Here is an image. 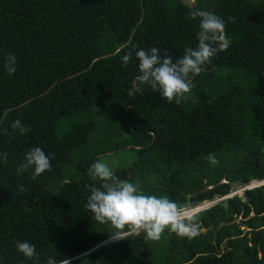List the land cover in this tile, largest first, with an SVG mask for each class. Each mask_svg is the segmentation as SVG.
I'll return each mask as SVG.
<instances>
[{"label":"trees","instance_id":"obj_1","mask_svg":"<svg viewBox=\"0 0 264 264\" xmlns=\"http://www.w3.org/2000/svg\"><path fill=\"white\" fill-rule=\"evenodd\" d=\"M193 9L224 21L229 47L178 103L144 85L129 95L138 75L133 48L166 49L175 60L196 47ZM9 55L12 75L4 70ZM17 119L24 135L10 128ZM132 145L133 161L115 174L179 209L264 178V0H0L4 264H264V185L193 216L206 232L190 239L165 229L157 241L140 233L102 244L111 229L83 207L96 183L88 169ZM37 146L52 167L32 180L17 166ZM25 240L34 259L15 251Z\"/></svg>","mask_w":264,"mask_h":264},{"label":"clouds","instance_id":"obj_2","mask_svg":"<svg viewBox=\"0 0 264 264\" xmlns=\"http://www.w3.org/2000/svg\"><path fill=\"white\" fill-rule=\"evenodd\" d=\"M188 18L198 22L197 45L195 48H186L183 55L175 60L166 49L133 48L138 75L130 83L129 95L140 93L142 91L140 85H144L150 86L151 90L157 92L165 102L178 103L182 97L186 98L190 93L193 78L200 74L211 58L229 47L230 42L224 32V21L218 15L207 10L193 9L188 14ZM131 59L133 53L126 52L121 57V67H126ZM4 70L8 75L16 71L13 56L9 55L6 58ZM10 128L18 135H24L28 131L19 119L12 121ZM132 147L134 146H126L116 152ZM113 153H106L103 157ZM7 158V153H0V164L6 163ZM208 159L211 163H216L215 157L209 155ZM50 160L51 154H46L38 146L31 147L21 157L17 171L21 174L29 173L30 178L36 180L42 173L51 170ZM88 171L91 180L96 183L87 186L88 195L85 197L86 202L83 207L91 212L94 221L111 229L110 234L107 232L109 239L102 244L122 240L129 234L140 233H143L146 240L157 241L165 229L179 237L190 239L199 231V226L193 222V216L215 204L211 201L210 205L199 204L179 209L177 203L166 196L145 195L139 184L119 179L112 168L103 161L97 160L92 163ZM263 181L264 178L261 181L253 180L241 185V192L263 186ZM17 188L21 192L24 191L23 185H17ZM220 199L223 200L222 197ZM198 208L202 209L188 215L187 212ZM15 251L26 259H34L37 256L35 245L27 240L17 241ZM0 264H4L3 259H0Z\"/></svg>","mask_w":264,"mask_h":264},{"label":"rangeland","instance_id":"obj_3","mask_svg":"<svg viewBox=\"0 0 264 264\" xmlns=\"http://www.w3.org/2000/svg\"><path fill=\"white\" fill-rule=\"evenodd\" d=\"M188 1H191V3H192V0H188ZM134 157L135 156L133 155L132 152H129V151H126V150L122 151V152H116L115 151L113 154H110V155L106 156L105 158H102L100 161H103V162L107 163L112 168V170L114 171V170H116V169H118L120 167L126 166L129 163H131L133 161ZM221 183H223V181ZM263 185H264V181H263ZM240 186L241 185H238V184L233 185L232 188H234V189H232L227 195H225L224 198L222 197L223 200H221L220 198L219 199H215L214 200L215 204L218 203V202L224 201L226 199H230L234 195H238L240 198H242L244 192H241ZM252 188H249V189H252ZM210 203L211 202H203L201 204L202 205L203 204H209L210 205Z\"/></svg>","mask_w":264,"mask_h":264},{"label":"bare ground","instance_id":"obj_4","mask_svg":"<svg viewBox=\"0 0 264 264\" xmlns=\"http://www.w3.org/2000/svg\"><path fill=\"white\" fill-rule=\"evenodd\" d=\"M202 208H198V209H196V210H193V211H190V212H187L188 213V215H190V214H195L197 211H199V210H201Z\"/></svg>","mask_w":264,"mask_h":264},{"label":"water","instance_id":"obj_5","mask_svg":"<svg viewBox=\"0 0 264 264\" xmlns=\"http://www.w3.org/2000/svg\"><path fill=\"white\" fill-rule=\"evenodd\" d=\"M205 232H206V229H204V228H201L200 231H199V233H205ZM213 244H215L214 241H213Z\"/></svg>","mask_w":264,"mask_h":264}]
</instances>
